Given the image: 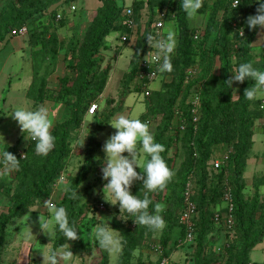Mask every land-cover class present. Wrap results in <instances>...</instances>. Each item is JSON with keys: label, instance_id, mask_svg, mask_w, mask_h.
Wrapping results in <instances>:
<instances>
[{"label": "trees", "instance_id": "1", "mask_svg": "<svg viewBox=\"0 0 264 264\" xmlns=\"http://www.w3.org/2000/svg\"><path fill=\"white\" fill-rule=\"evenodd\" d=\"M73 1L77 0H0V45L10 36H16L12 34L14 29L23 26L28 29L30 26L32 27L29 32L31 46L36 48L38 45H43L39 50L33 48V55L39 56L51 51L55 56L57 45L60 44L56 31L51 30V25L41 26L39 18L52 10L53 18L60 22V27H64L63 16L57 18L58 7ZM100 2L101 5L96 10L95 17L83 39L79 40L74 35L67 47L68 57L73 60V64L69 68L71 73H66L60 79L57 95L58 98L65 100L69 111L66 120L53 126L52 132L55 136L53 150L46 157H41L35 154L33 144L24 151L25 157L20 161L19 169L11 172L13 176L3 175L14 184V188L9 209L0 213V254L7 241L6 230L9 224L29 211L27 206L36 207L41 200L47 201L49 196H52L54 191L52 186L64 173L65 160L72 153V144L77 137L74 132L82 126L86 116L96 115H88V107L92 102H97L105 91L111 72L110 67H102L100 56L102 49L109 48V45L104 43L105 38L112 31H118L119 41L124 45L129 44L135 34V31L127 26L125 19L121 18L123 5L119 4V0H100ZM232 2L233 0H214L203 39L205 42L208 41L213 31H217L214 53L221 62L219 73L211 71L213 68L211 60L206 59L207 63L202 67L201 75L197 79L192 78L193 80L188 83L186 81L188 70L194 65L200 52L204 51L194 41L196 29L191 28L189 18L180 9V0L175 5L172 0L144 1L143 4L148 8L150 16L145 32L135 44L130 70L123 76L121 102L115 109L109 110L100 125L88 136L84 161L78 174L71 178L67 188L78 189V199L71 200L70 192L65 191L60 203L68 211L70 219L78 224L83 213L81 186L94 169L101 165L99 155L102 145L96 140V135L110 122L116 111L121 110L131 87L137 92H143L140 85L134 82L142 69L140 62L149 50L145 35L152 33L150 27L160 11L165 8L172 11L173 6H176L178 41L172 59L174 71L171 73V80L164 81L160 90H151L150 94L144 97V100L148 99L146 111L139 117L149 124H156L154 137L157 142L164 145L165 151L162 156L170 169L173 170L174 167V158L169 155L174 145L179 144L184 155L183 161L165 189L148 193L153 203H162L165 191H170V202L164 213L166 226L162 232L161 245L166 250L169 243L173 242L177 229H180L181 237L179 241L176 240L175 246L178 243L185 245L183 243L185 233L179 223V216L183 207V193L192 176L193 201L200 215L196 221L194 264H257L250 261V253L264 240V196L260 192L264 187V177L253 179L254 192L251 197H247L245 172L255 144V123L264 117L263 99L248 101L243 97L244 90L254 81L243 82L237 99L233 98L234 86L228 89L224 82L231 77L229 67L234 57L237 64L251 61L259 70H264V57L257 61L253 60L251 50L260 28L249 30L245 24L248 16L256 14L257 5L249 3V0H242L237 8L232 9ZM140 5L141 2L133 4L134 7ZM202 9L204 2L200 10ZM220 13L222 17L218 23L217 18ZM234 24L236 27L233 26ZM241 27H243V36L237 34ZM123 35L128 36V41H122ZM38 79H40V87L37 99L42 101L48 84L45 74L39 75L36 64L33 63V81L29 90L35 87V81ZM196 87L200 90H196ZM196 92L200 97L201 114L198 122L194 123L190 105ZM106 105L107 107L111 105L109 99ZM176 116L178 120L174 123ZM224 143L231 144L232 151L228 153L226 161L219 168L214 167L219 173L212 177L209 162L213 157L214 148ZM7 148L17 159L22 157L16 147L7 146L5 150ZM225 180L227 184H224ZM227 186L231 188L232 195L234 226L228 230L232 233L233 241L231 244L228 243L229 247L216 252L210 250L208 244L218 241L213 233L221 226L223 220H216L213 208L224 202ZM3 187L0 178V191ZM131 191L142 197L144 195L142 181L138 180ZM132 225L118 224V230L123 236V246L116 264H130L132 254L141 245L144 236L154 233L136 223ZM67 242L59 232H56L53 250L63 247ZM168 256L169 253H165L164 256L161 253V263L166 261L168 264L166 258ZM101 264H108L107 259Z\"/></svg>", "mask_w": 264, "mask_h": 264}, {"label": "rangeland", "instance_id": "2", "mask_svg": "<svg viewBox=\"0 0 264 264\" xmlns=\"http://www.w3.org/2000/svg\"><path fill=\"white\" fill-rule=\"evenodd\" d=\"M145 0H119V4L123 5V12L121 18L124 19V10L131 8L134 10L136 19L135 34L132 37L129 44L120 43V33L118 31H112L105 38V45H109L108 49L101 50L102 57V67H110V78L108 86L104 91L103 98L97 99V104L99 110L96 115L86 116L82 126L74 132V135L79 136L81 143L85 139L82 147H77L75 143L72 144V153L65 160V169L62 176L64 177V183L60 186L58 190L53 191L52 200L54 203L60 204L66 189L69 187L71 178L78 174L79 168L82 165L85 158V148L88 142L89 134L95 130L96 127L100 125L104 116L109 112L110 109H115L121 102V96L123 92L122 79L125 74L130 70L131 61H133L135 44L138 42L139 37L145 32L147 22L149 20L150 13L146 5H144ZM174 5L178 0H172ZM134 2H141L140 6L134 7ZM204 9L199 10V13L190 18L191 25L196 29V33L199 35L197 40L194 39L195 43L203 53L200 52L199 57L195 61L194 65L188 70H196L194 77L189 75L187 82L189 83L193 79H197L201 75V69L205 65L206 59H210L213 65L212 72L219 73L220 69V59L214 53V48L216 44L217 31H213L208 41L205 42L204 36L206 31V26L209 19V13L212 10L214 0H203ZM101 5L100 0H77L70 3H64L62 6L58 7L57 14H60L64 18V27H60V22L54 19V13L52 10L44 13L39 22L41 26L51 25L52 31H56L58 39L60 41L59 46L57 45V54L53 56V52H46L40 54L39 56L33 55V48L29 42V32L32 27L28 26V34L23 37L10 36L0 45V52L4 49L5 44L9 43L14 38H22L27 41L28 48L21 53L23 57H31L33 63L36 64V69L39 75L45 74L47 89L46 95L42 101H38L37 94L38 88L40 87V79L35 81V87L31 90H25L30 80L28 79L27 68H24L22 64L24 60L22 58L13 56L6 66L5 74L0 81V135L4 137V143H0V150H5L7 146H14L17 148L18 152L24 154V151L29 149L31 146L30 141L24 139V136L15 120L11 118L9 113L11 110L18 105H23L25 107L35 109L38 106H45L49 109L50 117L54 120V125L58 122L67 119V112L69 111V106L64 99L58 98V91L60 89V79L66 74L71 73L69 70L70 66L73 64V60L68 57L67 47L70 40L74 35L82 40L88 26L91 24L93 18L95 17L96 10ZM176 6H173V10L165 8L163 11L158 13L154 18V21L150 27L152 34H155V25L157 21L161 20L163 22V28L160 33L164 30L171 28L177 37L178 41V29L175 19ZM164 12V17L161 18L160 14ZM65 16V17H64ZM222 17V13L218 15L217 22L219 23ZM53 20V21H52ZM54 23V25H53ZM236 27V24L233 25ZM257 39L264 41V28L259 30ZM261 46V47H260ZM43 45H38L35 50H39ZM148 52L151 51L150 45H148ZM253 60H259L264 57V47L262 45H255V48L251 50ZM3 56L4 54H0ZM155 55L153 50L152 56ZM20 58V59H19ZM151 58V57H150ZM236 60V57L233 58ZM237 63V62H236ZM234 67L233 63L230 64V76H232L231 70ZM10 74V78L7 76ZM17 74H19L17 76ZM171 73L164 74L160 76L159 81L163 84L164 81L171 80ZM193 78V79H192ZM156 81L152 86H156L159 83ZM243 84V83H242ZM241 83L233 84L234 89H236L233 98L237 99L239 94V89L242 86ZM162 88V87H161ZM200 90L199 87L195 88ZM111 101V105L107 107L106 101ZM264 99L261 97L259 100ZM147 100H144L143 94L133 90L131 87L129 94L125 97L121 110L116 111L113 117L110 119L112 122L114 119L123 115L128 118H139L142 113L146 111ZM109 122V123H110ZM256 132L254 136L255 144L253 147V152L251 154V160L247 162V168L245 172V179L247 181V187L245 189V195L251 197L253 195L254 189L252 187L253 179L264 177V134L260 133L261 130L264 132V117L257 120L255 123ZM254 126V127H255ZM150 131L155 132L156 124H149ZM116 129H114L110 124L104 126L103 130L96 135V140L102 145V149L99 155L101 165L96 167L94 171L88 176L87 180L81 186V196H82V207L83 213L80 216L78 222V235L80 238L74 241H68L63 247V249L71 250L73 256L71 258L70 264H101L103 260L107 259L108 264H116L119 259V254L123 246V236L118 230V224L128 223L134 224L132 219L122 220L119 218V206L111 205L103 199L102 187L105 181L102 180V161L104 158L103 145L105 141L114 134ZM2 140V138H0ZM232 151L231 144H221L214 148L213 157L209 162V170L212 173V177H215L219 171L214 169V163H221L224 157H227L228 153ZM124 155H127L125 153ZM169 155L174 158V172L179 168L181 162L184 159V155L179 144L174 145L171 149ZM222 164V163H221ZM226 166V163L224 164ZM223 166V167H224ZM139 172L140 170L137 169ZM11 174V173H10ZM8 174V175H10ZM13 176V173L11 174ZM1 181L4 184L3 189L0 191V213L6 212L11 205V195L14 188V184L10 182L7 178L1 175ZM193 185V178L190 177ZM137 181H134L133 185ZM227 184V180L224 181ZM132 185V186H133ZM261 195L264 196V187L260 189ZM170 202V191H165L163 202V210L161 215L164 219V213L167 209L168 203ZM103 203L105 205L104 209L99 206ZM45 211L44 209H39L32 211L29 215V219L25 216L29 214L27 211L21 218L14 219L6 230V244L2 249L0 254V264H43V256H48L51 251H53L55 233L53 237L46 235L39 228L38 216L40 212ZM225 204L216 205L213 208L214 214H220L221 216L225 213ZM46 214V212H45ZM200 216V215H198ZM102 221L103 223H109L110 227L116 230V235L121 243V250L119 253L109 254L106 250L99 247L97 242L92 235L93 227ZM33 235H29L30 228ZM134 227V225H132ZM162 231L154 232L152 235L144 236L143 242L138 246L132 254L130 264H162L161 263V253L163 256L165 253H169L168 264H194V254H195V243L193 245H179L175 246V242L180 240V229H177L173 236V242L169 243L167 249H163L161 245ZM215 239L218 241L216 243L210 242L208 248L210 250H215L216 252L224 250L223 248L229 247L233 237L232 233L224 226L223 221L221 226L213 233ZM162 251V252H161ZM252 260L264 261V241L257 245L256 249L252 252ZM46 264V262H45ZM63 264V262H59Z\"/></svg>", "mask_w": 264, "mask_h": 264}, {"label": "clouds", "instance_id": "3", "mask_svg": "<svg viewBox=\"0 0 264 264\" xmlns=\"http://www.w3.org/2000/svg\"><path fill=\"white\" fill-rule=\"evenodd\" d=\"M241 2L242 0H233L231 8H237ZM249 3H255L257 8L255 15L246 18V26L249 30L264 28V0H249ZM202 5L203 0H180V9L187 18L196 16ZM237 34L243 36V27L238 30ZM145 37L151 51L144 57V60L149 65L150 57L155 60L156 72L161 76L172 73L174 71L172 59L177 47L175 32L169 28L163 33H148ZM153 50L155 51L154 56H152ZM232 63L234 65L231 70L232 76L224 82L227 88H233L234 82L242 84L250 80L254 83L244 90L243 97L248 101L264 97V70L254 67L251 61L237 64L233 60ZM235 91L236 89H233V94ZM9 115L17 122L24 139L34 144L36 155L46 157L53 150L55 146V136L52 132L54 120L50 117L47 107L41 105L31 109L18 105L11 110ZM108 124L116 131L103 145L105 154L101 167L102 180L105 181L101 190L103 199L111 205L119 206L120 219H132L138 226H144L153 232H160L166 226L161 215L163 205L153 203L148 193L164 190L175 175L174 170L169 168L162 156L165 147L155 140L147 121L121 115ZM0 138H2L0 143L7 144L2 135ZM85 139L81 143L80 137H76L74 140L76 148L82 147ZM125 153L127 155H124ZM24 157L17 159L8 151V148L0 150V175H8L17 171ZM137 169L140 171L138 172ZM138 180L142 181L144 190L142 197L131 191L134 181ZM63 183L64 177L61 175L53 184V190H58ZM66 191L70 192L71 200L78 199V189H66ZM27 208L29 214L25 216L28 219L32 211L45 210L38 216L39 228L51 238L56 232H59L66 241L80 238L76 221L70 219L66 208L54 203L51 196L47 201L41 200L38 206H27ZM29 235H33L31 228ZM92 235L99 247L109 254L120 252L122 242L117 237L116 230L110 227V221L109 223L98 222L92 229ZM72 256L71 250L57 248L48 256H43V264L45 262L46 264H59V262L70 264Z\"/></svg>", "mask_w": 264, "mask_h": 264}, {"label": "built area", "instance_id": "4", "mask_svg": "<svg viewBox=\"0 0 264 264\" xmlns=\"http://www.w3.org/2000/svg\"><path fill=\"white\" fill-rule=\"evenodd\" d=\"M233 3V2H232ZM124 15H125V22L127 26L132 30L135 31L136 28V20H135V13L134 10L131 8H128L124 10ZM161 18L164 17V12L160 14ZM57 18L60 19L61 15L58 14ZM163 28V22L161 20L157 21L155 24V34L160 33V30ZM13 35L16 36H26L28 34V29L26 26H23L18 29H14L12 32ZM199 38V35L196 33L194 36V39L197 40ZM122 41L126 42L128 41V36L123 35L122 36ZM140 67L142 69L139 71L134 84H139L140 89L143 90L141 91V94H143L144 97H147L150 94V84L155 82L159 78V73L156 72V61L150 58V65L147 63L146 60H142L140 62ZM152 73V75H151ZM188 74L192 77L195 76L196 70H190ZM187 75L186 81L189 77ZM262 105L264 106V99L262 100ZM99 110V105L96 102H92L87 110L88 115H94L96 112ZM190 113L193 117V122L197 123L199 118H200V97L198 92H196L192 98L191 105H190ZM178 117L176 116L174 123H177ZM24 156V154H21ZM227 157H224V160H222L221 163H224L226 161ZM219 162L214 163L215 168H219L222 164ZM231 188L229 186L226 187L225 189V194H224V203H225V210L226 212L224 213L223 216L220 214H216L215 218L216 220H223L224 225L232 229L234 226V218H233V205H232V198H231ZM101 209L105 208V205L103 203L100 204L99 206ZM198 209L196 203L193 201V190H192V183L191 180L187 182L186 189L183 193V207L180 212L179 216V223L184 229L185 233V239L183 243L185 245H190L193 244L195 241V236H196V221L198 220ZM162 264H166V261H163Z\"/></svg>", "mask_w": 264, "mask_h": 264}, {"label": "crops", "instance_id": "5", "mask_svg": "<svg viewBox=\"0 0 264 264\" xmlns=\"http://www.w3.org/2000/svg\"><path fill=\"white\" fill-rule=\"evenodd\" d=\"M189 22H190V18H189ZM190 25H191V22H190ZM191 28H193V27L191 26ZM258 33H259V31H258ZM258 33H257V35H258ZM18 37H20V36H18ZM257 44L262 45L264 47V41H262V40L258 41L257 36H256V39H255V41L253 43V48H255V45H257ZM3 48L4 49L0 52V54H4L3 56L0 55V81H1V78L3 76V73L5 74V69H6V66H7L9 60H10V57L12 58L13 56H17V57L20 56V58H22L24 60V63L22 64L23 67L21 68V71H23L24 68H27V71H28V77H29L28 79L30 80V83H29L28 87L25 90H29L30 85H31V83L33 81V60L31 59V57H24V56L22 57L21 56V53L24 52V50L26 48H28L27 41L25 39H22V38H14L9 43L5 44V46ZM18 75L19 74H17V76ZM7 78H10V74L7 76ZM156 81H159V80H156ZM156 81L150 84V89L153 90V91H156V90L158 91V90L161 89V81H159V83L156 84V86H154V87L152 86L153 84L156 83ZM108 83H109V80L107 82L106 87L108 86ZM103 95H104V92L100 96L101 97L100 99L103 98ZM256 127L257 126L254 127V136H255V132L257 131ZM260 133L264 134V132H262V130H261ZM252 152H253V150H252ZM249 160H251V158ZM249 160H248V162H249ZM256 247L252 250V252L256 249ZM252 252L250 253V261L252 263L264 264V261L256 262V261L252 260V257H251L252 256Z\"/></svg>", "mask_w": 264, "mask_h": 264}]
</instances>
